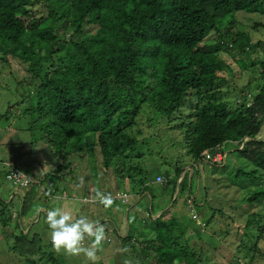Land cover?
I'll return each mask as SVG.
<instances>
[{"label": "trees", "instance_id": "16d2710c", "mask_svg": "<svg viewBox=\"0 0 264 264\" xmlns=\"http://www.w3.org/2000/svg\"><path fill=\"white\" fill-rule=\"evenodd\" d=\"M0 62L20 63L31 72L16 83L17 90L29 91L34 84L35 102L25 115L32 119L31 130L42 125L46 146L41 149L44 156L35 159L37 168L18 177L24 184L21 191L0 199V232L12 238L9 249L23 264L68 263L67 255L53 250L49 236L44 239L36 228L12 223L13 198L21 197V217L33 210L37 214L39 207L49 206V198L64 192L79 200L73 187L58 190L62 181L74 179L81 163H88L89 178L95 181L100 178L99 163L116 174L110 184L114 190L107 193L114 201L130 204L135 196L141 208L144 200L153 207L168 197L160 194L170 193L164 206L177 205V212L170 207L149 219L127 214L128 224L148 222L136 231L123 226L118 233L99 219L115 243L126 248L138 241L144 264L264 263V253L251 252L242 242L247 234L250 240L256 232L264 234V0H0ZM231 62L260 75L237 90L221 75L232 72ZM224 82L235 90L234 101L239 98L235 105L223 96ZM26 99L22 96L16 104ZM145 106L169 122L183 108L189 111L169 126L184 127L190 162L177 159L174 174L150 176L143 164L149 138L138 117ZM215 151H228L226 161L212 168L228 176L214 181L225 202L234 201L227 219L216 207L221 211L217 222L227 224L221 231L225 228L230 240L212 244V255L203 251L202 259L193 247V235L201 238L218 211L212 206L209 215L201 211L190 216L183 208L189 198L197 202L192 179L199 169L191 178L189 169L207 154L214 158ZM102 189L97 182L93 192L104 193ZM119 192L134 195L122 201L115 197ZM236 199L240 202L235 204ZM79 202L86 217L89 206L100 203Z\"/></svg>", "mask_w": 264, "mask_h": 264}, {"label": "rangeland", "instance_id": "374dc122", "mask_svg": "<svg viewBox=\"0 0 264 264\" xmlns=\"http://www.w3.org/2000/svg\"><path fill=\"white\" fill-rule=\"evenodd\" d=\"M246 22L248 23V20ZM257 40H263V38H259ZM228 59L231 60L232 56L228 57ZM231 65L235 67L232 69V72L222 71L221 75L224 76L227 81H231L232 86H235L236 88L246 86L254 77H256V74L257 77L260 75L259 72L253 73V69L246 68L240 70L235 62H231ZM227 70L228 69L226 68V71ZM30 75L31 72H29L27 68L22 66L20 63L11 65L0 62V114H3L0 116V199H10L11 197H9V194H12L14 190L21 191L20 188H17V186L10 182L7 178V172L10 169V165H17L21 170H24L25 173L31 174L30 169L33 167L37 168L38 163H35V159L39 160L44 156V152L41 149L46 146L41 140L42 136L40 133L43 131L42 125H37L34 130H31L29 125L31 124L32 119L25 115V109L35 102V95L33 94L35 91L34 84H31V89L29 91H24L22 89L17 90L18 85L16 83H18L21 78ZM225 83L227 82H224L222 85V89L224 91L223 96L224 98L230 100L232 105H235L239 98L234 101V94L232 91L235 90H232L231 84L228 85ZM249 92L251 95H253L252 91H248L247 93ZM22 96H27V99L19 104H16V100H20V97ZM181 113L182 114L180 116L177 114L178 117L176 119H170L171 122H169L167 118L158 116L157 112L152 107L145 106L142 113L138 117V123L143 129L144 136L149 138L145 150L146 158L143 159V164L148 168L150 176H154V173L156 174L160 172L166 174L167 171L168 173L174 174V164L177 159L181 163L189 162L187 159V149L185 148V145H183V135L185 130L184 127L182 129H172L169 127L170 125L173 126L174 124L181 122L182 117L186 116L189 111L183 108ZM9 126L11 127L9 128ZM262 134H264V130L261 132V135ZM36 140H38V143L36 144L35 142L34 144L33 141ZM230 150H232V148ZM12 154H14V156L10 157ZM167 161L168 163H165ZM78 162L79 161H77V163ZM86 164L81 163V165L77 168L74 179L70 182L62 181L58 190L59 192L64 187H73L77 191L78 195L81 196L78 198V196L75 195L79 199L78 202H73L75 199L73 198V200H71L69 199L70 197L60 198L62 194H59L58 196L49 198V209L54 207H64L66 204L65 201L69 199L64 209L66 211H70L75 217H78V215H81L82 208L84 207V203L82 204L79 201L82 202V200L87 197V194L88 196L91 194L90 197H95V192L93 191H95L97 182L99 186H102V184L108 186L112 181L115 182L114 180L116 178V174L111 170L106 171L101 163L98 164V172L100 175L99 180L95 181V179L92 177L89 178L90 174L86 168ZM196 169H199V172H196L194 178L192 179L194 193L197 197L196 205H200L198 208L195 206L196 214L199 215V212L206 211L207 215H209L212 206L216 212L218 211L215 219L204 232V235L202 231L203 236L201 238L193 235V242L196 244L193 247L203 259V251L205 256L212 255L214 250V248L211 246L212 244L216 243L223 245L225 242L230 240V237H227L224 233L225 228H223L221 231V227L226 226L227 224L217 222V219L220 217L219 213L221 211H219V209L216 207L220 206L221 209H223L221 216L227 219L225 213H229L227 209L233 210L232 206H234V201L231 199L229 202H225V197H223V194L217 188L216 182L214 181L215 177L225 179L226 177L228 178L227 175H217L214 173L211 162L207 160H204L201 164H195L193 171L189 176L190 178ZM204 190L206 191V194L203 195ZM229 192H231V190ZM187 194L188 192L179 197V203L184 201L185 197H187ZM161 195L170 196V193L166 192L160 194L159 196ZM238 202H240L239 199H236L235 204ZM19 204L20 200L19 196L17 195L14 199V207H10L11 214H13L12 223H19L20 227L27 228V230L36 228V230L43 234L44 239H46L45 236H49L50 232V229L45 222L46 215L42 214L41 217H39L41 218L40 222H38V217L36 220L35 210H33L28 216L21 217L19 212L20 208L18 209ZM153 205L155 212L158 210V202L155 201ZM127 206L128 205L126 203L120 201H114L113 205L109 208H104L105 206L101 204L100 208L102 214L100 212L99 216V214L96 212V216L98 218H106L104 215L106 212H108V218L113 219L112 217H114L115 219V216L125 212ZM89 207L91 209V205ZM183 210L192 216L191 210L188 206H184ZM134 212L138 218L149 219V216L153 215L151 203L145 200L142 201L141 210H136ZM125 215L126 216L123 218V221L121 217V222L124 223L125 227H129L128 231L130 229L132 232L136 231L139 225H148V222L142 223L141 221H139L136 225H132V223L128 224L126 219L127 212ZM90 217L93 219L92 221L97 222V220L94 219L92 215H90ZM167 217L170 218L171 215ZM105 220L107 221V219ZM107 222V228L111 230L114 225L111 221ZM3 229L5 232H7L8 226L4 227ZM258 233L259 232L255 233L257 236L253 237L252 240H250V236L247 234L243 237L242 242L246 244L247 248H249L251 252L254 250L256 253H264V234L259 235ZM107 236L108 232L105 231V239L100 250L97 252L98 259L96 264H125L126 260H131L132 264H144L141 256V244L138 241L127 243L128 245L126 248H124V246L118 240H116L117 242L115 243V239H112L113 241L110 245L106 241ZM115 237H119V235L115 234ZM191 239V236H189L190 241ZM88 243H90V241L86 240L85 245L87 246ZM254 244H256V246ZM12 245V238H8L6 234L0 232V264H23L18 258L19 256L17 257L15 252L9 249V246L11 247ZM107 249H110V253L108 254ZM125 249H127V251H125ZM66 258L68 264H90L84 255H80L78 257L66 256ZM206 260H208V258H206ZM243 261H245V259H243ZM206 263L207 261L203 260L202 264ZM251 264L264 263L254 259Z\"/></svg>", "mask_w": 264, "mask_h": 264}, {"label": "clouds", "instance_id": "9594fccd", "mask_svg": "<svg viewBox=\"0 0 264 264\" xmlns=\"http://www.w3.org/2000/svg\"><path fill=\"white\" fill-rule=\"evenodd\" d=\"M215 153L218 154L217 151H215ZM226 154L227 152L222 153L223 158L221 161H214L212 158L204 160L211 162V164H220L226 161ZM201 163L202 162H200V164ZM17 171H19V173ZM7 174L10 175L8 176V180L16 185L17 188H21V185H24L17 182L18 177H23L25 175L24 170H21L20 167L11 168V170H9ZM16 174H18L19 176H15ZM15 192L19 191L14 190L12 194H14ZM12 194H10V197H12ZM131 195L132 194H130L129 196ZM15 197L13 199H15ZM64 197L69 196L64 192L62 197L60 198ZM95 198L100 202V204H103L105 208L111 207L114 203L111 194H104L99 190L95 192ZM19 200L21 202V197H19ZM187 206L190 208L193 215L195 213L196 206V201L194 200V198L187 199ZM39 208L40 209H37L36 217H41L42 212L44 213L43 215H46L45 222L50 229L49 236L51 245L56 253H62L67 256L74 257L84 255L87 261L91 262V264H96V261L98 259L97 252L100 250L105 239V228L103 225H101L99 222L89 220V218L86 216L81 215L79 217H75L70 211H66L62 207H54L52 209H49L48 207L42 206ZM46 209L49 210L44 211ZM147 215L149 214L147 213ZM86 240L90 241L87 246L85 245ZM107 240L112 243V239L111 237H109V235L107 236ZM125 251H127V249H125ZM125 264H132V261L126 260Z\"/></svg>", "mask_w": 264, "mask_h": 264}, {"label": "crops", "instance_id": "0c3cea01", "mask_svg": "<svg viewBox=\"0 0 264 264\" xmlns=\"http://www.w3.org/2000/svg\"><path fill=\"white\" fill-rule=\"evenodd\" d=\"M187 169H189V167H187ZM189 171L190 172H192L190 169H189ZM185 174V173H184ZM157 175H159V173L157 174ZM115 181V180H114ZM116 182V181H115ZM114 187H115V184L114 185H110V186H105V185H103V186H101V188H103L104 189V194H107V193H110V190H114ZM107 191H109V192H107ZM72 193H74L76 196H78V197H81V196H79L78 195V193H77V191L74 189V188H72ZM131 194H133V193H131ZM134 195V194H133ZM89 196H91V194L89 195ZM89 196H87V197H85V199L84 200H88L89 199ZM132 196V195H131ZM170 196H168V197H161V198H159L158 200H157V202L159 203L158 204V210L157 211H155L154 212V208L152 207V211H153V215H154V218H157L159 215H161L164 211H166L168 208H175V210H176V212H177V205L175 206V207H172L171 206V204L172 203H170L168 206H164L165 204H166V199H168ZM69 199H71V197L69 198ZM69 199H67L66 201H65V206L67 205V201L69 200ZM71 200H73V199H71ZM73 202H78V200H75V201H73ZM164 202V203H163ZM139 203H140V199H136V197L134 196L133 197V200H132V202H130V204L128 203L127 205V209L125 210V212L124 213H120V214H118L117 216H115L116 218L114 219V217H112L113 219H109L108 217H109V215H108V212H106V214L104 215V217H106V218H98L97 216H96V212L99 214V216H100V212H101V214H102V211H101V204L99 203V205H97V206H91V209L89 210V215L91 214L92 216H93V218L94 219H96L97 220V222H99V223H101V221H99V219H104V221H106L105 219H107V221H111L112 223H113V225H114V228H115V230L118 232V233H122L121 232V230L120 229H122V227L124 226L125 227V225L123 224L122 225V222H121V217H122V221H123V218H125V214H126V212H127V214L128 215H130L131 213L132 214H134V216L136 215V213L134 212V211H136V210H138V211H140L141 210V207L139 206ZM103 205V204H102ZM65 206L64 207H62V208H65ZM105 208V207H104ZM115 212H116V210H115ZM88 215V216H89ZM81 216V215H80ZM137 216V215H136ZM78 217H79V215H78ZM138 217V216H137ZM89 218V220H93L90 216L88 217ZM134 218V217H133ZM41 220V218L39 219V221ZM38 221V222H39ZM108 253H110V251L109 250H107V254Z\"/></svg>", "mask_w": 264, "mask_h": 264}, {"label": "built area", "instance_id": "2783aa9c", "mask_svg": "<svg viewBox=\"0 0 264 264\" xmlns=\"http://www.w3.org/2000/svg\"><path fill=\"white\" fill-rule=\"evenodd\" d=\"M223 158V155L221 154H217L214 158H212L214 161H221ZM207 159H211L210 158V155L207 154ZM19 173V171H17ZM15 176H19L18 174H16ZM158 181H162V177H158L157 178ZM127 196H129L128 194L124 193V192H119L117 193V195L115 196L116 198H121L122 200H124ZM90 201L92 202H97L98 203V200L95 198V197H90L89 198Z\"/></svg>", "mask_w": 264, "mask_h": 264}, {"label": "water", "instance_id": "95a60500", "mask_svg": "<svg viewBox=\"0 0 264 264\" xmlns=\"http://www.w3.org/2000/svg\"><path fill=\"white\" fill-rule=\"evenodd\" d=\"M166 174H168V171L166 172Z\"/></svg>", "mask_w": 264, "mask_h": 264}]
</instances>
